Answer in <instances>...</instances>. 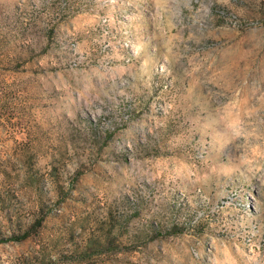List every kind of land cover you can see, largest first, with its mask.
Returning <instances> with one entry per match:
<instances>
[{"label": "rangeland", "instance_id": "rangeland-1", "mask_svg": "<svg viewBox=\"0 0 264 264\" xmlns=\"http://www.w3.org/2000/svg\"><path fill=\"white\" fill-rule=\"evenodd\" d=\"M0 264H264V0H0Z\"/></svg>", "mask_w": 264, "mask_h": 264}, {"label": "trees", "instance_id": "trees-1", "mask_svg": "<svg viewBox=\"0 0 264 264\" xmlns=\"http://www.w3.org/2000/svg\"><path fill=\"white\" fill-rule=\"evenodd\" d=\"M43 219H44L43 217L39 218L34 223H32L26 230H24L21 234L16 236H11L12 238L10 239L23 240L28 238L33 232L36 231V227L41 225Z\"/></svg>", "mask_w": 264, "mask_h": 264}, {"label": "built area", "instance_id": "built-area-1", "mask_svg": "<svg viewBox=\"0 0 264 264\" xmlns=\"http://www.w3.org/2000/svg\"><path fill=\"white\" fill-rule=\"evenodd\" d=\"M201 155V153H199V156Z\"/></svg>", "mask_w": 264, "mask_h": 264}, {"label": "bare ground", "instance_id": "bare-ground-1", "mask_svg": "<svg viewBox=\"0 0 264 264\" xmlns=\"http://www.w3.org/2000/svg\"><path fill=\"white\" fill-rule=\"evenodd\" d=\"M131 46H133V44H131Z\"/></svg>", "mask_w": 264, "mask_h": 264}]
</instances>
